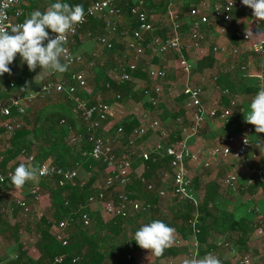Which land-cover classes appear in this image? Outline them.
<instances>
[{
  "label": "built area",
  "instance_id": "obj_1",
  "mask_svg": "<svg viewBox=\"0 0 264 264\" xmlns=\"http://www.w3.org/2000/svg\"><path fill=\"white\" fill-rule=\"evenodd\" d=\"M132 3L131 14L137 21V27L133 30L131 40L127 41L126 47L131 51V58L127 61H118L116 63L117 72L113 74L112 79L117 82H126L132 79V73L139 69L138 62L145 52V41L147 36H151V46L155 56L168 53H176L179 58V64L182 72L185 75V83L183 95L185 100V109L189 116V126L182 128L180 140L176 143H165L159 141L155 143L151 151L142 149L139 145V140L144 138L149 130L162 132L165 136L166 132L161 129L160 121L153 118L152 111L144 114L143 122L140 125L133 127L125 136L123 126H119L114 134L116 136H125L126 147L135 149V154L144 160H148L152 154L171 157V171L173 177L172 193L179 198H188L197 202L196 189L193 183L192 170L190 165H199L202 168L216 169L223 162L229 159L242 160L246 164L247 177L245 187L250 185L264 184V155L263 164L256 165L255 162L261 161L257 152L253 151L255 140L264 139V133H257L256 126L251 123L242 125L236 132H228L223 137V142L210 147L209 149H197L194 146L195 139L198 138L200 129L206 124L207 120L220 121L225 125L237 127L238 124L230 120L233 109L237 106L238 100L234 92L228 88H221L218 84V76H214V83L219 92L216 98L206 99L205 89L202 86H193L190 83V74L194 70L193 61L183 54L185 51L198 50L202 47L203 31L206 27L217 25V21L224 24L229 23L233 15L236 13L248 14L253 18V10L244 5L241 0H225L222 3L209 5L205 1L191 8L188 12L189 30L185 33L181 27V12L174 6L171 1L168 4L166 15L168 18V26L170 33L166 36L153 35L154 23L151 14L147 10L149 0H130ZM85 20L82 24L75 27V30L69 34L68 43L66 45L69 54L72 57V62L69 68L82 65L85 63L84 56L76 52L72 45L77 41L85 26L91 18H97L104 23V33L93 34L92 31L86 30L87 37L94 38L96 42L108 49L114 48L112 36L117 33L116 19L121 17L122 10L115 4L114 0H92L85 8ZM26 12L23 7V0H0V29L10 30L9 24H21L24 22ZM216 21V22H214ZM253 23L256 20L253 18ZM221 31H226V28H221ZM55 35V34H53ZM243 41L250 40L249 32H241L239 34ZM46 43V42H45ZM213 53L217 55H231L234 58L240 56V48L238 46H227L224 44H216L211 47ZM250 50L257 56L264 59V34L260 35L250 46ZM93 55H98L94 53ZM10 69L15 71L16 64L12 62L9 65ZM240 72L243 77L250 74L249 66L242 62L239 65ZM148 78L151 80L148 87L145 88L144 94L153 104H158V96L162 92L161 81L166 78L167 72L163 68L150 67L146 70ZM257 88L264 83V62L262 61L257 68ZM48 80L42 83L40 91L36 94L24 93L20 91L15 79L10 81V92L7 96L0 98V124L8 135H14L18 129L24 126L23 118L27 114L28 106L39 95L48 97L56 95H65L75 104V111L78 113L83 122L84 127L90 133L92 148L89 152L90 157L106 164L111 172L105 180L106 188H116L118 195H107L105 191H101L97 196L89 198L90 203L100 201L105 215L109 218L116 216L128 217L132 214L146 210L150 205L144 204L140 200L132 199L127 191L126 186L129 184L131 175L134 169L135 157L132 154H118L116 143L106 134H96L100 128L104 132H108L109 119L112 113L110 103L103 101L101 93H97L93 99L82 96L81 91L88 90V78L85 72L81 70L71 71L68 77H59L57 73L50 72ZM110 86L109 84L107 85ZM224 96L228 98V103L223 101ZM120 98V95H117ZM179 120V119H178ZM64 122V120L62 121ZM70 143H76L78 137L70 134L67 137ZM247 141V142H246ZM134 155V154H133ZM28 161L34 166L35 174L40 178L49 180L56 179L60 185L79 177V169H71L61 167L57 164L39 163L35 160V155L28 156ZM13 170H0V199L6 194V188L10 187L21 193V188H15L11 184L10 176ZM222 184L231 191H238L240 187V177L237 172H230L222 178ZM148 188L153 190L154 185L149 184ZM160 197L165 196V190L159 189ZM29 194L36 200L40 199L44 191L40 185H33L29 189ZM17 206L26 209L27 202L20 196L14 198ZM256 212H262L260 206H256ZM83 221L89 225L91 220L87 214H84ZM256 233L259 236H264V215L258 223ZM72 225L71 220H63L56 224L57 238L62 241L63 245L67 244V240L63 236V232ZM192 241L191 256L195 254L199 256V244L195 235ZM190 241V242H191ZM186 242L178 236L177 231H174L173 242L171 246H182ZM187 244V243H186ZM218 246L232 248L229 241H219ZM170 246V247H171ZM135 256L128 255V259ZM253 259L250 255H244L239 258L237 264H252ZM2 264V263H0ZM167 264H175L173 259L168 260Z\"/></svg>",
  "mask_w": 264,
  "mask_h": 264
},
{
  "label": "trees",
  "instance_id": "obj_2",
  "mask_svg": "<svg viewBox=\"0 0 264 264\" xmlns=\"http://www.w3.org/2000/svg\"><path fill=\"white\" fill-rule=\"evenodd\" d=\"M67 2L69 4H81L75 0H67ZM114 2L118 7L122 6L120 0H114ZM83 7L85 8V6ZM122 10L131 14V5L128 7V11L125 8ZM133 26H136V22H134ZM103 28V21L91 18L82 32L89 30L93 34L98 35L102 33ZM247 32L250 34V40L246 41L245 44L250 50L251 44L261 35V30H255L252 26ZM233 38L234 40L238 38L237 32L233 34ZM258 58V65L260 66L264 59ZM78 69L75 68L74 70L77 71ZM71 71L72 69H70L69 73H66L67 77ZM231 73L223 72L220 76L217 75L218 84L221 88H228L234 92L235 87H237V79ZM135 76L147 78L146 73L141 68L137 70ZM94 81L98 91H103L104 93L109 90L118 91L120 93L115 96L120 95L119 99L122 101H127L131 97L130 84L113 80L103 67L98 70ZM15 84L20 91L26 92L24 85L19 79L15 81ZM108 84L110 85L109 87L107 86ZM80 94L85 97L88 95L86 91H81ZM60 96L62 95L48 97L52 100V103L40 110L33 121L28 120L26 125L15 132L13 136L21 139L25 138L24 147L19 152L26 153L27 160L29 155L34 154L35 160L39 163H54L71 169L83 167L85 170L93 172V175L89 180L75 178L64 185H60L57 178L49 180L38 177L40 181L34 185L38 184L41 186L45 192L43 194L46 196L45 202L49 198L50 203L46 206V211L36 223V236L32 244L33 247L26 248L22 240L17 238L19 256L12 260V264H137L134 257L128 259V255H131L138 247V244L133 239L134 233L142 224L156 219L170 224L184 242V238H190L195 235L200 246V257L207 254L210 249L215 248L217 244L214 239L217 234L224 236L225 240L229 242L230 240L235 242L234 237L241 236V238L246 239V244L251 232L256 231L259 224H254L245 217L220 216L212 208L215 194L219 193L220 187L223 185L222 178L210 183L213 191L209 195H205L201 201L196 202L188 198H179L166 211L160 209L161 197L158 190L162 184L161 179L154 185L153 190L148 188L151 183L147 182L158 171L166 170L172 174L171 157L168 155L159 156L152 154L148 160H138L134 156L133 173L125 190L132 199L149 204L150 206L146 210L136 212L128 217L116 216L108 218L102 211L92 209L89 198L97 196L101 192L96 185L100 173L95 170H108L109 173L111 170L107 168L106 164L90 157L89 152L92 148L90 143L87 141L82 143L80 139L76 143H70L67 140V137L72 133L73 126H75L74 120L79 115L75 111V104L70 99V105L61 102L58 100ZM102 99L111 104L112 100L106 96L103 95ZM223 101L227 104L228 98L224 96ZM150 106L156 107L157 105H153L150 102ZM64 119H67L66 122H62ZM178 119L180 122V117ZM78 120L82 123L81 133L88 140L92 132L86 130L80 117ZM136 125H139V121L135 118L133 122H125L124 120L119 126L124 127L126 136ZM117 128H111L109 132L114 134ZM182 128L183 126H181ZM102 132L104 133L103 129L100 128L94 133L100 134ZM125 136L121 138L125 140ZM180 138L181 134L179 133L172 143L176 144ZM32 147L36 149V153H34ZM12 149L13 147L9 148L8 157L2 159L0 163L1 171L9 170L5 167L10 155L14 153ZM28 163L30 164L29 161ZM193 183L196 186L195 179H193ZM249 188V192L252 193L257 190L258 185L256 183ZM106 189L108 190V192L106 190L107 195L111 194L109 190H116L114 187ZM117 195L118 192L116 190V193L111 196L117 198ZM157 211H159L160 216L156 215ZM84 214H87L91 220L89 225H86L83 221L82 216ZM140 218L143 220L141 224H138L137 222ZM63 220L72 221V225L63 232V236L67 240L66 245H63L56 234V224ZM129 226H131L130 229H128ZM262 238L264 239V236ZM185 245L186 243L180 247L171 246L166 248L163 252L164 257L167 256L168 258L165 261L166 264L168 260L174 259L173 257L179 255ZM32 250L38 252V257L31 256L30 252ZM219 260L221 264H233L228 259Z\"/></svg>",
  "mask_w": 264,
  "mask_h": 264
},
{
  "label": "rangeland",
  "instance_id": "obj_3",
  "mask_svg": "<svg viewBox=\"0 0 264 264\" xmlns=\"http://www.w3.org/2000/svg\"><path fill=\"white\" fill-rule=\"evenodd\" d=\"M91 1L92 0H84L82 5L86 7ZM200 1L202 0H182L184 5H198ZM205 2L209 5L222 3L221 0H206ZM147 10L151 15L153 14V10H151L149 6H147ZM159 12L164 16L166 13V8H162V10ZM184 13H186V11ZM241 16L245 19H240ZM124 17H127L129 20V15L124 10H122V16L116 19V25H118L121 20L124 19ZM187 18L184 15L182 16V19L185 23H187ZM252 20L253 19H251V21ZM250 22L246 19L243 13L234 14L232 20L226 24L217 21V25L214 26L216 29H211V31L208 30L205 32L203 31L202 47L200 49L193 51H182L183 54L190 58L195 65L194 70L190 74V83L193 86H202L205 89V100L219 96V92L216 89V85L214 83V76H220V74L223 72L231 73L228 68L234 69L231 74L237 79V87H235L234 93L237 96L238 103L233 109V114L230 120L232 122L234 121L235 123L238 120V122L242 125L247 123L245 118L249 112V104L252 97H254L257 93L252 92V89L246 93V89L255 88L254 83L257 75L256 70L259 67V58L251 50H249L248 47H246L245 42L241 41L239 35H237L238 38L235 40H232V35L237 32L235 30H237L238 23H242L248 27L249 25H252ZM262 26L264 30V24L261 22L260 28H262ZM224 27L226 28V32L221 33V28ZM104 32L105 30L103 28L102 33ZM262 32L264 33V31ZM116 34L118 36L120 35L122 38L119 36L118 40L115 39V41H113L114 48L112 50H108L100 46L93 37H87L86 32H81L80 36L86 43V46L82 48L83 50L81 49V54L84 56L85 63L82 66H77L76 68L83 69L86 72V76L88 78V90L86 92L88 94L87 97L93 99L97 93H101L102 96L104 95L112 100V113L108 123V127L110 129L114 127L117 128V126L121 125L124 120L127 122L133 117L143 118L145 113L152 111V117L160 121L161 129L166 132V135L163 136L160 130H149V134L145 137V139L151 136V134L155 133L157 137L156 142L162 141L165 143H172L173 140L177 138L178 134L181 133V126H189V116L184 107L185 100L183 95L185 75L180 67L177 54L168 53L155 56L152 50H150L149 47H146L143 56L140 58L139 62L143 61L142 66L144 68L147 69L150 67H159L165 69L167 72L166 78L160 82L162 85V92L158 96V104L156 107L150 106V101L144 94V90L146 87H148L151 80L148 79L149 82H147V78H136L137 76H135V74L137 71L131 74L132 79L128 82L131 88V97L127 101H122L115 96L120 92L109 90L104 93L103 91H98L94 81L100 67H103L108 75L112 78L113 74L117 72L116 63L118 61H127L129 58H131V51L126 47L127 41L130 40L128 28L126 27L121 31L118 30ZM166 35L168 34H164V36ZM228 42H231L240 48L241 54L236 59H234L231 55H217L212 52V46L216 44H225L227 46H231L227 44ZM77 52L80 51L77 50ZM94 53H97L98 55H93ZM241 60L249 66L250 74L247 77H243L241 75L239 69ZM65 74V72L57 73L59 77H65ZM125 94L127 95V93ZM58 100L69 105L71 104L70 100L64 95L60 96ZM50 103H52V100H50L48 96L39 95L36 97L28 106L27 114L23 118L24 125L27 124L28 120L33 121L40 110L44 109ZM178 117L181 119L180 122L177 120ZM78 118L79 116H76V119L74 120L75 126H73L71 134L77 136L82 143L87 141L92 146L90 138L86 140L85 137H83L81 133L82 125ZM66 120L64 119V122H66ZM227 130V125L222 123L219 124L218 122H215V120H207L206 124L200 129L198 137L201 139V142H203L204 146L210 147L215 138L223 141V137ZM103 134H106V132ZM121 137L122 136H116L114 134V141L116 143V147L118 148V154L125 155L130 154V152L135 154V149L126 147V143ZM24 140L25 138L21 139L13 135H8L2 129L0 124V155L3 154L4 157H8V149L11 147H13L12 151L14 152L12 155H10L9 160L6 163V169L15 170V168L20 164H24L25 166L30 165L25 156L27 154L24 152L21 153V151L19 152V150L24 147ZM195 141H197L194 143L196 146L198 144L200 145V141L196 139ZM258 148L259 147L253 148V151L257 152L259 156L262 157V152H260ZM32 149L34 150V153H36V149H34V147H32ZM261 161L255 163L260 164ZM189 168L192 170L193 179L196 180L195 189L196 193L200 195V198H204L205 195H209L210 192L213 191V187L210 184L211 182H216L218 178H221L230 172H237L239 174L241 183L239 190L236 192H217L212 201V208H214L220 216L224 217L240 218L241 216L245 217V213H247L248 216L250 215L253 217L254 215H257L258 212H256L255 208L256 206L261 207L264 201V188H260L255 194L252 195L249 192L248 187H245L247 169L246 164L242 160L229 159L228 161H225L217 170H206L199 165H190ZM32 169H34L33 165ZM78 169L79 179L89 180L93 175V172H89L83 167H79ZM95 171L100 173L96 185L101 191L106 192L107 189L105 180L109 173L108 170L96 169ZM39 181L40 179L35 174L33 180L27 181L25 185L22 186L23 193L20 194V196L28 204V207L24 210H20L18 208V210L22 211L24 216L23 230L26 232H23L21 235L14 234V238H20L26 248L33 247L32 244L36 236V223L40 216L46 211L47 206V203L45 202V195L36 200L32 195L29 194V189ZM147 183H150V181ZM161 183L162 184L159 186V188L165 190V196L161 197L160 209L166 211L170 205L176 201V199H179V197L172 193L173 178L171 175H168L163 180H161ZM109 192L111 194L108 195H114L116 190H109ZM100 211H102V209H100ZM156 215L160 216L159 211L156 212ZM142 220L143 219L140 218L137 223L141 224ZM130 227L131 226H129L128 229H130ZM225 239L226 238L224 236L217 234L214 242L217 243L219 241H226ZM234 239L235 242L230 240L233 248H223L218 250L219 254L223 258L231 260L233 264H237L241 256L250 255L253 259L252 264H264V239L262 237L253 231L248 237L246 244V239L241 238V236L234 237ZM184 240L187 245L182 247L181 252L179 253L180 256L177 264H185L186 261H191L193 258L190 255L192 252L191 237L184 238ZM131 254L135 256L137 264H166L163 253L159 256H156L151 254L149 249L141 248L139 245L137 249H135V251Z\"/></svg>",
  "mask_w": 264,
  "mask_h": 264
},
{
  "label": "clouds",
  "instance_id": "obj_4",
  "mask_svg": "<svg viewBox=\"0 0 264 264\" xmlns=\"http://www.w3.org/2000/svg\"><path fill=\"white\" fill-rule=\"evenodd\" d=\"M241 2L253 10V18L259 30L264 21V0ZM84 20L83 5L69 4L67 0H52L43 12L36 9L23 23L9 24L10 30L0 29V76L11 72L9 65L17 54L30 71L39 67L41 71L37 75H41L42 79L45 72H66L72 62L66 47L68 36ZM245 120L256 126L257 133H264V83L251 99ZM34 177V169L20 164L11 174L10 180L15 188H20ZM174 231L170 224L156 219L142 224L135 231L133 239L141 248L149 249L151 254L159 256L172 245ZM185 264H221V261L211 253L203 257L194 254L191 261Z\"/></svg>",
  "mask_w": 264,
  "mask_h": 264
},
{
  "label": "crops",
  "instance_id": "obj_5",
  "mask_svg": "<svg viewBox=\"0 0 264 264\" xmlns=\"http://www.w3.org/2000/svg\"><path fill=\"white\" fill-rule=\"evenodd\" d=\"M75 1H78V2H80L82 4V2L84 0H75ZM120 1L122 3V6L119 7L120 9L121 8L122 9L125 8L128 11V7H130V5L132 6V3H131L130 0H120ZM171 1L176 4V8H178L180 11H182L181 12V18H182L183 15L186 16V18L188 17L187 18V23H185L184 20L181 19L182 30L185 33H187L188 30H189V20H190V18L188 16V12L191 10V8L201 5L206 0L200 1V3L198 5H196V4L184 5L182 0H149L147 6H149L151 8V10H153L152 11L153 14L151 15V17H152V21H153L154 26H155L153 35L164 36V34H169L170 33V27L168 26L167 15L165 13V15L163 16L159 11L162 10V8H164V7L167 10L168 4ZM224 1L225 0H221V2H224ZM51 2H52V0H23V5H24V10L26 12V16L28 17L30 15V13L32 11L36 10V9H39V10H41L43 12L49 6V4ZM177 4H179V5H177ZM181 8H182V10H181ZM185 11H186V13H184ZM236 14H239V13H236ZM128 15H129V20L127 19V17H124V19H122L121 22L117 25V27H118L117 30L121 31L122 29L127 27L128 31H129V35H130L129 39L131 40L132 34H133V30L137 27V21H136L135 17L132 14H128ZM244 15H245L246 19L249 20V22L251 21V19H253L248 14H244ZM130 17H132V18H130ZM240 19H245V18L241 16ZM134 22H136V26L135 27L133 26ZM253 22L254 21L252 20L250 23L255 28V30H258L256 24H254ZM262 24H264V21H262ZM252 26L249 25L247 27V26L243 25L242 23H238L237 30H235V31H237V35H239L241 32H247V30L250 29V27H252ZM260 26H261V24H260ZM211 29H216V27H214V26L206 27L204 29V32L208 31V30L211 31ZM259 30H261V32H260L261 35L264 34L262 32V31H264L263 30V26ZM224 32H226V31H224ZM224 32L221 31V33H224ZM116 35L117 34H115V36L114 35L112 36V41H115V39L116 40L119 39L120 35L119 36L118 35L116 36ZM120 38H122V37L120 36ZM82 39L83 38L81 36H79L77 38V41L72 45L74 50L76 48V50H75L76 52H77V50L80 51L78 53H81V51L83 50L82 48H84V46H86V43ZM232 40H234L233 35H232ZM241 41H243V40L241 39ZM150 42H151V36L148 35L147 36V40L145 41V47H149L150 48V46H151ZM243 42H245V41H243ZM79 44H80V47H79ZM227 44L231 45V46H235L231 42H228ZM104 49H106V48H104ZM234 59H236V58H234ZM13 62L16 64V70L15 71L11 70L10 73H4L2 76H0V98H3L5 96H7L8 93L11 91L10 88H9V84H10V81L13 80V79H15V80L19 79L20 80L22 85H24V89L26 91L25 92L26 94H28V93H32V94L38 93L40 91L41 87H42V83L44 81L48 80L49 75H50L49 72L43 73L42 74L43 79H42L41 75H37L38 73H40L41 69L39 67H37L34 71H30L28 69L27 64L25 62L21 61V58H20L19 54H17V56H16V58L14 59ZM142 64H143V61L138 62L139 68H141L142 71L146 73V71H145L146 68H144L142 66ZM82 65H78V66H82ZM76 67L77 66H75L74 68H76ZM74 68H70V69H72V71H75ZM70 69H68L65 73H69ZM228 69L231 72L234 71V69H230V68H228ZM81 71L85 72V70H83V69ZM85 74H86V72H85ZM146 75H147V73H146ZM65 77H67L66 74H65ZM136 78H139V77H136ZM148 79L149 78L147 76V82H149V80H150V79L149 80ZM126 82H129V81H126ZM254 85H255V88H247L246 89V93H248L247 91H250L251 89H252V92H257L258 91L257 78L255 80ZM134 119L135 118L133 117V118L129 119L127 122H130V121L133 122ZM136 119L139 121V125L143 122L142 121L143 118H136ZM215 122H218L219 124L222 123V122H220L218 120L215 121ZM80 123H81V121H80ZM236 123L238 124L237 127H232V125H230V126L227 125L228 130L225 133V135L228 132H236V131L239 130V128L242 126V124H240L238 122V120L236 121ZM81 125H82V123H81ZM181 133H182V129H181ZM106 135L108 137H113L112 139L114 140V134H111L108 131L106 133ZM198 138L196 140L200 141V145L198 144L196 146L194 144L195 148H197V149H209L210 147H212L214 145H217V144H220V143L223 142V141L219 140L218 138H215L214 142L212 143V145L210 147H206V146L203 145V142H201V139L200 138L198 139ZM142 139L139 140V145H140V147L142 149H144L146 151H151L153 149V146L155 145V143H157L156 142L157 141V137H156L155 133L151 134V136H149L147 139H145V137H144L143 140ZM124 142L126 143V139L124 140ZM195 142H197V141H194V143ZM255 142L256 143L254 145V148L259 147L258 149L260 150V152H262V157L260 156V158L262 159L260 164H262L263 155H264V139H262V138L261 139H256ZM137 153L133 155L130 152V154H132V156H136V158H138V160H140L141 158L138 157ZM3 157H4V155L1 154L0 155V161L3 159ZM254 164H256V163H254ZM260 164H256V165H260ZM29 167L32 168V164L31 163H30ZM219 167L216 168L215 170L219 169ZM210 170H214V169H210ZM171 173H172V171H171ZM157 175H158V177H157ZM168 175L172 176V174H170L166 170L165 171H160V172L158 171L156 173V175L150 180V183L155 185L159 181V179L163 180ZM223 177H221V178H223ZM221 178H218V179L221 180ZM240 185H241V183H240ZM257 185H258V188H257V190H255V192L251 193L252 195L255 194L260 188H262V187L264 188V184L261 185V184L257 183ZM222 186L220 187V190H219L220 192H232L230 189H228L226 187H222ZM251 186H253V185L248 186V189H250L249 187H251ZM17 193L18 192L15 189L8 187V188H6L5 196L0 199V263H2V264H12V260H15L19 256V245H18L17 237L14 238V234L15 235H21L23 232H26L25 230H23V227H24V222H23L24 218L23 217L24 216L22 214V211H20V210H24V208H21V207L17 206L15 204V202H14V198L17 197V196L19 197L20 194L23 193V189L21 188V193L20 194H17ZM196 194H197V202L201 201L203 198H200V195L198 193H196ZM46 202H47V205H49V203H50L49 198H48V200ZM90 205H91L92 209H94V210L102 209V203L100 201L91 203ZM18 208L20 210H18ZM261 208H262V212H260V213L258 212L257 215H254V217L250 216V215L248 216L247 213H245V218L247 220L253 222L254 224H258L259 221L262 219V216L264 215V201H263V203L261 205ZM102 211H103V209H102ZM24 215H26V214H24ZM254 232H256V231H254ZM191 240H194L193 236L191 237ZM199 248H200V246H199ZM225 248L226 247H224V249ZM219 249H223V247L215 245V248L210 249L208 251V253H211L214 256H216L217 258H219V259L224 261L225 258H223L219 254V251H218ZM227 249H229V248H227ZM30 253H31V256L38 257V252H36L35 250H32ZM179 256L180 255H177V256L173 257L174 258L173 260H174L175 264L178 263ZM167 259H168L167 256H165V261Z\"/></svg>",
  "mask_w": 264,
  "mask_h": 264
}]
</instances>
